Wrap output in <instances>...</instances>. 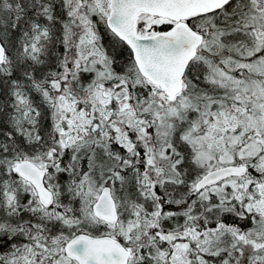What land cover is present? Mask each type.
<instances>
[{
  "label": "snow or ice",
  "instance_id": "1",
  "mask_svg": "<svg viewBox=\"0 0 264 264\" xmlns=\"http://www.w3.org/2000/svg\"><path fill=\"white\" fill-rule=\"evenodd\" d=\"M0 264H264V0H0Z\"/></svg>",
  "mask_w": 264,
  "mask_h": 264
}]
</instances>
